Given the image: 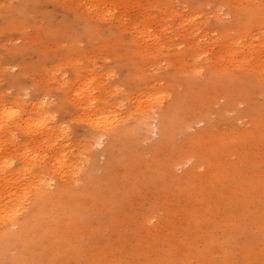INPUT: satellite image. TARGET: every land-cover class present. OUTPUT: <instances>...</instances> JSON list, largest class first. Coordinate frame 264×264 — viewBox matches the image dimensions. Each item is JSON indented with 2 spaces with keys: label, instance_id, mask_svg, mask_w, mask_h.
Here are the masks:
<instances>
[{
  "label": "rangeland",
  "instance_id": "obj_1",
  "mask_svg": "<svg viewBox=\"0 0 264 264\" xmlns=\"http://www.w3.org/2000/svg\"><path fill=\"white\" fill-rule=\"evenodd\" d=\"M0 205V264H264V0H0Z\"/></svg>",
  "mask_w": 264,
  "mask_h": 264
},
{
  "label": "bare ground",
  "instance_id": "obj_2",
  "mask_svg": "<svg viewBox=\"0 0 264 264\" xmlns=\"http://www.w3.org/2000/svg\"><path fill=\"white\" fill-rule=\"evenodd\" d=\"M48 133H49V132H48ZM45 137L47 138V136H45ZM46 138H45V139H46ZM48 184H49V182L46 183L47 187L49 186ZM12 203H13V202H9V206H12ZM9 206H6V207H9ZM18 210H19V208H18ZM0 211H2V207H1V205H0Z\"/></svg>",
  "mask_w": 264,
  "mask_h": 264
}]
</instances>
